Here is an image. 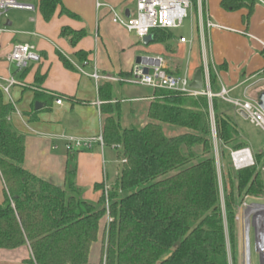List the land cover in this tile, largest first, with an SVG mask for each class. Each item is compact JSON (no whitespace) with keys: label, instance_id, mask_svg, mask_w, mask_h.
<instances>
[{"label":"trees","instance_id":"1","mask_svg":"<svg viewBox=\"0 0 264 264\" xmlns=\"http://www.w3.org/2000/svg\"><path fill=\"white\" fill-rule=\"evenodd\" d=\"M191 3L196 6V0ZM257 4V0H219V7L225 11L245 9L241 20L246 25ZM57 8L60 14L78 18L60 0H38L45 22ZM87 34L85 28L65 26L60 30V36L72 46ZM150 35L151 43H162L170 40L172 33L169 29H152ZM76 54L82 60L87 55L83 51ZM260 54L264 59V49ZM59 57L71 68L61 54ZM225 67V63L220 65L221 69ZM120 76L122 80L126 77L123 73ZM41 80L35 77L37 87ZM211 80L214 83L213 77ZM111 89L109 81L98 86L104 102L100 107L101 135L104 145L118 149L119 160L125 161L107 191L110 221L105 228L104 264H238L235 217L243 196L263 195L260 169L264 151L254 152L253 166L233 168L229 149L248 145L233 119L219 111L222 103L213 98L222 162L220 190L206 96L152 89L147 94L152 99L145 111L146 122L125 126L118 102L110 103ZM14 110L4 101L0 89V248L28 245V264H86L90 246L97 239L99 221L107 213L105 183L95 185L101 195L92 203L82 199L81 189L75 185L72 156L62 186L26 170L25 136L10 121Z\"/></svg>","mask_w":264,"mask_h":264},{"label":"crops","instance_id":"2","mask_svg":"<svg viewBox=\"0 0 264 264\" xmlns=\"http://www.w3.org/2000/svg\"><path fill=\"white\" fill-rule=\"evenodd\" d=\"M7 1L9 0H0V12L5 10L6 7L2 4ZM15 1L29 5L31 8H16L19 10L15 11L12 17L8 16L3 21L0 18V29L4 28L0 31V89L2 90V87L8 84L5 80L4 85H1V81L3 73L8 72L10 64H14L7 60L14 45H33L40 56L39 61L29 62L22 69L14 64L17 74L11 75V78H15L14 81H16L13 87H17L20 94H23L24 101L23 111L18 113L14 110L10 115L13 126L25 136L23 167L43 180L62 186L68 158L72 156L76 164L75 185L81 189L82 199L92 203H96L101 195V190L95 189V185L101 183L107 186L112 185L120 172L121 165L118 149L101 146L93 141L90 148H69L68 150L66 141L61 138L63 136L93 139L102 134L103 115L100 107L104 102L100 98L98 86L109 80H101L96 84L83 72L91 73L96 69L100 75L118 78L123 73L126 75L123 78L125 79L136 63L137 56L162 57L166 63L167 72L181 76V73L185 71L183 75H187L192 81L200 67L203 73V59H205L208 64L212 92L217 93L221 85H224L232 89L231 93L236 88L242 89L240 85L246 77L264 68L260 45L244 34L249 33L264 41V5L261 3L255 6L246 25L241 20V16L246 13L245 9L228 12L219 7V0H196L194 7L199 10L196 29L200 34L197 40L181 43L179 37L183 36L182 34L174 40L173 30L176 29H172L170 40L162 43L150 41L147 44L150 48L152 46L149 44L160 46L152 55L139 54L138 46L143 39L128 32L122 25L114 23L108 11L107 5L115 9L120 7L116 9L117 12L128 15L134 10L129 8L130 4L133 5V0H60L63 6L78 15V18L60 14V9L57 8L48 22L43 20L38 10V0ZM97 3L103 6L97 7ZM212 17L230 23L231 26H224L231 30H208L204 27L201 33L200 21L206 23L210 20L218 23ZM65 26L75 30L85 28L88 34L72 46L67 39L60 36V30ZM20 28H23V32L19 33L25 36L22 41L16 38ZM245 40L256 44L259 48V53L254 51L259 62L250 70H247L246 66L234 64L230 59L231 54L234 57L239 56V61L251 54L252 47L249 44L246 45ZM78 51L86 52L85 60L77 57ZM215 51L217 54H213ZM59 54L69 62L71 68L63 65ZM187 54L190 57L185 61ZM223 63H225V69L220 68ZM221 74L224 75L221 76ZM16 76H18L17 79ZM36 76L42 77L39 87L35 85ZM212 77L214 83L211 80ZM109 82L112 88L110 103L114 104L113 99L118 96L135 101L136 104L128 106L126 114L132 115L136 106L147 108L150 102L147 94L152 90L151 88L133 84L124 86L125 82L122 79ZM7 97L8 99L3 94L4 101L14 106L9 90ZM57 98L61 99L60 104H55ZM36 103L39 104L38 108H35ZM119 108L121 111L120 105ZM15 114L19 115L20 124L16 123ZM126 114L121 113V119L129 118ZM2 197L3 183L0 177V200ZM108 219L109 217L104 215L99 221L97 239L90 246L86 264H104L103 246ZM30 257L31 251L28 245L14 249L0 248V264H28L27 260Z\"/></svg>","mask_w":264,"mask_h":264},{"label":"built area","instance_id":"3","mask_svg":"<svg viewBox=\"0 0 264 264\" xmlns=\"http://www.w3.org/2000/svg\"><path fill=\"white\" fill-rule=\"evenodd\" d=\"M264 5V0H257ZM2 6L25 8L30 9L31 6L17 3L15 0H9L7 3H3ZM103 6L101 3H97V7ZM191 6V0H135V6L133 12H129L128 15H123L117 12V10L107 5L108 11L112 16V21L122 25L128 32L133 33L138 38L143 39L150 35L152 29H179L183 25L184 19L187 17L188 8ZM204 27L208 30H231L229 27L207 20L206 23L200 21L199 29L203 33ZM2 31V29H0ZM247 37L257 41L261 49H264V41L257 37L244 33ZM188 40L181 36L179 42L184 43ZM154 60L152 63H135L130 71L129 76L122 81L142 87H148L151 89H166L176 91L181 94H185L192 97L206 96L210 109L212 110V99L216 98L221 103H227L231 106V109L244 116L255 127L264 132V109L259 105L258 95L255 97L249 96V91L256 85L264 82V68L255 72L254 74L246 77L241 83L242 93L245 99L242 98H229V93L232 89H228L226 86L221 85L217 93H213L209 83V69L205 59H203V73H202V89H195L190 87L191 79L187 76L174 75L167 72L166 63L162 57H152ZM9 62L15 64L19 69L24 68L29 62H37L40 60V56L36 51L35 46L30 44H17L14 45L10 54L7 57ZM156 62V63H155ZM151 70L152 73L145 71ZM83 72V71H81ZM91 77L96 84L101 80L109 81H121L120 78L115 76L100 75L96 69L91 73H85ZM7 86L2 87V90L8 94V86L15 85L14 79L7 80ZM262 92V91H261ZM61 99L57 98L55 104H60ZM211 131L213 141L215 142V156L216 163L219 162V153L216 146V132L213 119H211ZM66 141L67 149H81L90 148L91 143L98 142L101 146L104 145L102 135L93 139H76L73 137H61ZM230 162L235 170L244 169L246 167L253 166L255 164L254 153L249 147H243L239 149H229ZM124 162L125 160H121ZM218 165V164H217ZM264 171V164L262 166ZM219 174V171H218ZM109 186H104V193L106 196V209L108 215V201L107 191ZM254 204V203H252ZM236 221L238 217L236 215ZM110 221V217L108 219Z\"/></svg>","mask_w":264,"mask_h":264},{"label":"rangeland","instance_id":"4","mask_svg":"<svg viewBox=\"0 0 264 264\" xmlns=\"http://www.w3.org/2000/svg\"><path fill=\"white\" fill-rule=\"evenodd\" d=\"M18 2V1H17ZM19 3V2H18ZM135 6L134 0H133V5L130 4L129 8L133 9ZM120 7H116V9H119ZM19 9H16L14 7H6L4 11L0 12L1 16L0 18H2L1 20L3 21V19H5L6 17L13 16V13L15 11H18ZM197 18H199V10L196 9L193 6V3H191V6L188 8L187 11V17L184 19L183 21V25L180 29H176L173 30V39L177 40L179 34H182L187 40H193L196 41L198 38V35L200 36V34H198L197 29H196V24H197ZM213 20H215L216 22L223 24V25H227V26H231L230 23L228 22H224V21H219L217 20V18L212 17ZM23 21V20H21ZM20 27V26H19ZM4 29V28H1ZM23 28L18 29V33L16 35V38L19 41H22L23 38L25 37L23 34L19 33V32H23L22 31ZM201 39V38H200ZM246 41V40H245ZM248 41V40H247ZM246 41V45L249 44V46L252 47V52L251 54L247 55L246 57H243V59L241 58V60L239 61L240 57L239 56H235L233 54H231V61L234 64L240 65L241 67L246 66L247 70H250L251 67H253L254 65H256L259 62V58L257 55H254V51L256 53H259V48L257 47L256 44L252 43V42H247ZM152 47H147V45H145L143 42L139 43V54L141 53H146V54H154L157 50L158 47L160 46H156L155 44H149ZM234 47V46H231ZM162 48V47H161ZM257 50V51H256ZM213 54H217V52L215 51V53L213 52ZM210 55L213 57L212 53L210 52ZM190 55L187 54V56L185 57V61L186 58L189 60ZM214 58V57H213ZM28 65V64H27ZM185 66V63H184ZM240 67V68H241ZM185 72V71H184ZM184 72L181 73V76H184ZM246 72V71H245ZM247 73V72H246ZM9 74V76H8ZM12 74H17V68L14 66V64H10L9 66V70L8 72L3 73L2 75V81H1V85H4L5 80H9L12 76ZM224 74H221V76H223ZM14 78V77H13ZM18 78V76H16V79ZM15 79V78H14ZM16 82V81H15ZM121 84H123L121 82ZM128 85V83H124V86ZM5 86V85H4ZM7 86V85H6ZM13 85L8 86L9 92L12 95V102L14 103V107L16 112L20 113L23 111V106H24V101H23V94L21 95L19 90L17 89V87H13ZM261 91H264V82L260 83L256 86H254L250 91H249V96L251 97H255L257 96ZM4 97L6 99H8L7 94L3 91ZM128 98V97H127ZM127 98H123L122 96H118L117 98H114L113 100L117 101L118 104L121 106L122 110L121 113L122 115H125L126 113H128V106L130 104H134L135 101L132 99H127ZM149 100L151 101L152 97H148ZM229 98L234 99V98H242L245 99V97L243 96L242 93V89L240 88H236L235 90H233L231 93H229ZM136 104V103H135ZM139 107V108H138ZM145 107V106H144ZM145 111L146 109L142 106H136L134 108V112L132 115H128L126 114L129 118H122L121 122L123 125L128 126L130 124H144L145 121ZM219 111H224L226 114H228L233 121L236 123L237 128L240 132V135L242 137V139L246 142V144L248 145V147L250 148V150L254 153L257 151H264V132L262 130H260L259 128L255 127L249 120L245 119L244 117H242L241 115H239L238 113H236L235 111H233L231 109V106L227 103H222L221 105H219ZM14 119H16V123L20 124L19 122V115L15 114L14 115ZM211 119H213V110L210 109V121ZM214 121V119H213ZM18 124H16L17 126H19ZM170 127L165 126V131H167ZM169 133H171V131L168 130ZM214 142V141H213ZM216 146L218 148V144L216 141ZM214 147H215V142H214ZM220 149V148H219ZM219 151V162L217 163V171H219L218 174V178H219V184H220V190L221 188V165L222 162L220 160V150ZM119 163L121 165L122 161L121 159L119 160ZM262 166L261 165V172H263V177H264V171L262 170ZM221 202L223 203V195H222V191H221ZM261 204L264 205V190H263V195L260 197H252V196H243L239 202V207L237 209V238H238V264H244V257H243V246H244V241H243V236H244V232H243V215L245 218V227L247 228L250 225L249 228V232H248V238H249V247H250V261L251 264H260L259 263V259H258V255L255 252V228L253 226L252 223V218L248 219V216H250L251 213H253V211H250V209L245 210V214H244V209L250 205V204ZM223 205V204H222ZM252 217V215H251ZM259 254V252H258ZM249 258V257H248Z\"/></svg>","mask_w":264,"mask_h":264},{"label":"bare ground","instance_id":"5","mask_svg":"<svg viewBox=\"0 0 264 264\" xmlns=\"http://www.w3.org/2000/svg\"><path fill=\"white\" fill-rule=\"evenodd\" d=\"M250 209V211H253V213L248 216V219L252 218V223L255 228V234H256V244H257V252H259V256L262 259V262L264 264V205L261 204H250L244 209L245 210ZM252 215V217H251ZM245 218L243 215V232L245 237H247V234L249 232L250 225L246 228L245 227ZM244 239V236H243ZM248 241L246 239V248H247ZM248 259V254H245V264H247L246 260Z\"/></svg>","mask_w":264,"mask_h":264},{"label":"water","instance_id":"6","mask_svg":"<svg viewBox=\"0 0 264 264\" xmlns=\"http://www.w3.org/2000/svg\"><path fill=\"white\" fill-rule=\"evenodd\" d=\"M151 40H152L151 35H148V36L143 38V43L145 45H147ZM153 60L154 59L152 57L137 56L136 59H135V62L137 64H139V63H144L145 64V63H152ZM145 71L148 72V73H152L151 70L145 69ZM190 87L191 88H195V89H202L203 88L202 73H201L200 70H197L196 73L194 74V77H193V79H192V81L190 83ZM257 97H258V100H259V105L264 109V91L260 92ZM38 106H39V104L36 103L35 104V108H38ZM242 116H244V115L242 114ZM247 248L250 250L249 243L247 244ZM247 263L251 264L250 258L247 259ZM259 263L262 264V262H260V261H259Z\"/></svg>","mask_w":264,"mask_h":264},{"label":"flooded vegetation","instance_id":"7","mask_svg":"<svg viewBox=\"0 0 264 264\" xmlns=\"http://www.w3.org/2000/svg\"><path fill=\"white\" fill-rule=\"evenodd\" d=\"M246 239H247V241H248V243H249V238H248V234H247V238L245 237V235H244V239H243V241H244V246H243V257H244V264H245V254L247 255L248 254V257L250 258V252H249V249L248 248H246ZM255 252L257 253V255H258V259H259V261L260 262H262V259H261V257L259 256V254H258V252H257V244H256V234H255ZM248 250V251H247ZM246 262H247V260H246ZM249 262V261H248ZM248 264V263H247ZM262 264H263V262H262Z\"/></svg>","mask_w":264,"mask_h":264}]
</instances>
